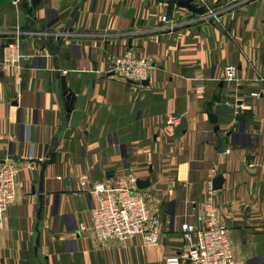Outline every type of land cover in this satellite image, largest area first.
<instances>
[{
	"label": "crops",
	"instance_id": "0c3cea01",
	"mask_svg": "<svg viewBox=\"0 0 264 264\" xmlns=\"http://www.w3.org/2000/svg\"><path fill=\"white\" fill-rule=\"evenodd\" d=\"M201 1L194 5L213 14L158 0L0 9V161L19 170L0 264H164L182 247V224L204 226L207 183L217 175L223 183L214 199L234 264H264V0ZM164 16L180 26L164 28ZM17 28L45 36L22 35L19 66L4 69L1 50ZM66 31V39L55 37ZM126 50L150 62L147 84L106 73ZM229 65L237 68L233 83L219 79ZM61 76L74 97L68 113ZM169 114L183 115L178 128L164 126ZM81 175L107 187L149 179L140 191L160 220L159 244H97L90 233L97 203L79 186Z\"/></svg>",
	"mask_w": 264,
	"mask_h": 264
},
{
	"label": "built area",
	"instance_id": "2783aa9c",
	"mask_svg": "<svg viewBox=\"0 0 264 264\" xmlns=\"http://www.w3.org/2000/svg\"><path fill=\"white\" fill-rule=\"evenodd\" d=\"M169 3L172 0H158ZM203 3L201 0H194ZM15 4H26L31 7V0H16ZM198 6V5H197ZM207 8L206 6H203ZM213 14L206 9L200 17ZM164 28L174 30L180 24L176 19L164 16L161 18ZM35 35L38 38L45 34H30L15 29L10 33L11 42L1 50V63L4 69L17 68L20 62L18 41L21 36ZM70 36L69 32L58 33L56 38L64 40ZM151 64L146 57L135 56L126 50L113 58L106 73H112L123 81L133 85H141L147 79ZM101 72V71H99ZM98 73V72H96ZM105 73V72H104ZM236 66H226L219 79L222 82L237 81ZM264 83L263 79H260ZM257 97V93L251 94ZM237 105L236 108H239ZM241 108V107H240ZM182 114H169L164 120L168 129H176L182 124ZM18 168L8 160L0 161V231L4 228L5 214L10 205L17 199L16 178ZM211 170V176H214ZM137 178L129 176L115 187H107L103 182H91L86 175L78 178L79 186L88 195L96 200V207L91 209V236L97 244L109 241L127 242L139 238L143 247H155L159 244L161 223L153 215L141 194L136 188ZM204 226H195L184 223L181 226L182 247L177 254L166 257L164 264H234L232 244L229 231L219 215V208L215 203L211 180L207 183L205 201L202 205ZM86 228L79 225V230Z\"/></svg>",
	"mask_w": 264,
	"mask_h": 264
},
{
	"label": "water",
	"instance_id": "95a60500",
	"mask_svg": "<svg viewBox=\"0 0 264 264\" xmlns=\"http://www.w3.org/2000/svg\"><path fill=\"white\" fill-rule=\"evenodd\" d=\"M15 2H16V0H0V9L4 6L8 5V4H13ZM192 2H193V0H177L176 6L178 8L185 9V10H187L193 14L203 15L205 9L203 7H196L195 5L192 4ZM37 4H38V0H31V8H35ZM28 22L31 24V18H28ZM49 49H50V46H49ZM60 81H61L62 94L65 98L66 112L68 113V112H70V110L73 106L74 97L66 89L65 78L63 76H61ZM141 84L145 85V84H147V81L145 80ZM208 119L213 125H215L214 131L217 132L219 129L218 126L216 125L217 117L214 114H208ZM220 151H224V148H222V140H220ZM44 168H45V165L42 164L41 165V171H40V185H39V193H40L39 202H40V204H39V209H38V213H37V220L41 219V211H42V202H41L42 188H41V186H42ZM222 183H223L222 178L219 175H217L212 180V183H211L212 190L213 191L219 190L221 188ZM149 187H150L149 179L136 181V188L138 190H145ZM38 245H39V235H37V238H36V246H38ZM35 251H36V249H35Z\"/></svg>",
	"mask_w": 264,
	"mask_h": 264
},
{
	"label": "rangeland",
	"instance_id": "374dc122",
	"mask_svg": "<svg viewBox=\"0 0 264 264\" xmlns=\"http://www.w3.org/2000/svg\"><path fill=\"white\" fill-rule=\"evenodd\" d=\"M176 1L177 0H175V3H176ZM192 4L194 5V0H193V2H192ZM197 7V6H196ZM203 7V6H202ZM204 8V7H203ZM205 9V11H204V14H205V12H206V8H204ZM178 128V127H177ZM90 233H91V227H90ZM92 237V236H91Z\"/></svg>",
	"mask_w": 264,
	"mask_h": 264
},
{
	"label": "trees",
	"instance_id": "16d2710c",
	"mask_svg": "<svg viewBox=\"0 0 264 264\" xmlns=\"http://www.w3.org/2000/svg\"><path fill=\"white\" fill-rule=\"evenodd\" d=\"M171 2H172V3H175V0H172V1H170L169 3H171ZM23 7H24V5H23ZM24 8H25V7H24Z\"/></svg>",
	"mask_w": 264,
	"mask_h": 264
}]
</instances>
